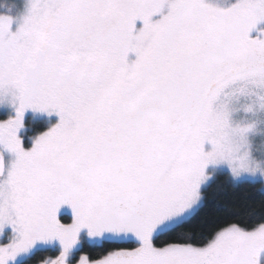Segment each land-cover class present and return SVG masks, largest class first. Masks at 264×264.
<instances>
[{
  "label": "snow or ice",
  "instance_id": "1",
  "mask_svg": "<svg viewBox=\"0 0 264 264\" xmlns=\"http://www.w3.org/2000/svg\"><path fill=\"white\" fill-rule=\"evenodd\" d=\"M217 176L264 194V0L0 11V264H264Z\"/></svg>",
  "mask_w": 264,
  "mask_h": 264
},
{
  "label": "trees",
  "instance_id": "2",
  "mask_svg": "<svg viewBox=\"0 0 264 264\" xmlns=\"http://www.w3.org/2000/svg\"><path fill=\"white\" fill-rule=\"evenodd\" d=\"M206 199L207 206L197 220L207 221L208 223L223 219L222 215L217 212V205L219 203L232 206L234 212L242 218H248L249 214L258 213L264 207V194H262L258 183L255 186L245 184L239 187H232L226 184L224 176H217L210 183ZM62 215L67 216L68 214ZM49 254L44 251L37 252L31 259L30 264H41Z\"/></svg>",
  "mask_w": 264,
  "mask_h": 264
},
{
  "label": "rangeland",
  "instance_id": "3",
  "mask_svg": "<svg viewBox=\"0 0 264 264\" xmlns=\"http://www.w3.org/2000/svg\"><path fill=\"white\" fill-rule=\"evenodd\" d=\"M18 3V0H0V11L4 10L5 7H11L14 4ZM70 214L68 210H63L62 214Z\"/></svg>",
  "mask_w": 264,
  "mask_h": 264
}]
</instances>
